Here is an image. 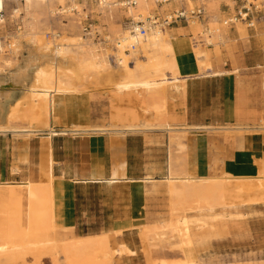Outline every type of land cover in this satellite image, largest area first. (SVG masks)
<instances>
[{
    "label": "bare ground",
    "instance_id": "obj_1",
    "mask_svg": "<svg viewBox=\"0 0 264 264\" xmlns=\"http://www.w3.org/2000/svg\"><path fill=\"white\" fill-rule=\"evenodd\" d=\"M128 0H0V27L6 22L3 13L10 20L21 22L16 35L11 37V53L0 50V135L9 133L17 137H28L48 133L51 137L68 135L110 134L121 135L143 131L166 130L169 133L189 131L162 122L166 110L168 89L185 95L181 85L188 78H210L223 76L213 66L212 56L200 43L212 46L218 54V44L229 32L225 27L231 23L241 36L247 35L243 20L236 18V12L229 22L222 23L220 6L226 3L234 10L235 0H133L134 7H125ZM159 1L164 4L159 5ZM251 9L255 0H245ZM101 12L107 21H113V13L124 14L132 21L134 28L141 24L148 29L145 37L133 31L130 24L109 26L108 41L104 48L96 45L91 37L97 28L85 39L67 36L65 30L54 31L52 21L58 15L78 20L86 18L90 9ZM204 14L206 27L201 21L190 22L192 31L199 38L196 46L187 49L182 40L173 35V30L160 29L150 24L159 11L165 15L183 12L186 16ZM242 8V7H241ZM240 11V10H239ZM245 18L246 16L243 15ZM75 30L78 25H72ZM23 29V32H22ZM179 30V29H178ZM177 30V31H178ZM46 31L51 36L46 39ZM99 32L104 33L102 29ZM202 35V38L199 37ZM202 39V40H201ZM136 45L135 50L132 46ZM115 58L114 67L108 60ZM191 58L192 61H188ZM194 63V67L191 65ZM195 68L197 75H192ZM185 75V76H184ZM104 78L112 89L129 102L133 101L145 115L152 118V124H137L135 119L128 124L111 123L107 126H80L56 130L53 121L63 120L66 102L72 95L81 94L85 80ZM119 99V98H116ZM26 109V110H25ZM25 110V111H24ZM29 122L20 126L19 122ZM33 123H38L35 126ZM207 131H260L264 128H211L196 127ZM50 139V137L48 138ZM185 137L171 136L170 143L180 152L186 151ZM41 181L0 182V259L14 261L23 259L33 246H53L58 249L52 256L53 264H115V257L133 256L136 253L122 244L112 249L109 234L77 235L74 227L60 228L55 219V194L51 143L45 141L42 148ZM187 160L175 159L170 153L168 174L164 180L152 177L140 181L122 180L119 171L125 163L115 168L113 178L107 181H76L80 184H120L124 182L165 184L166 194L171 202L174 218L161 223V228L144 225L145 240L169 242L179 250L180 258L162 259L149 264H264V258H243L233 255L214 262L212 257H197L195 245L202 243L215 228V223H225L241 218L244 208L264 206V158L258 163V170L251 173H224L222 176L195 177L187 171ZM14 175L20 170L14 168ZM81 178L80 175L76 176ZM126 179V178H125ZM27 207L26 227H21V208ZM17 212V213H16ZM116 235L123 233L117 227ZM30 240L34 242L31 243ZM175 241L174 243H171ZM61 256V258L59 257ZM23 257V258H21Z\"/></svg>",
    "mask_w": 264,
    "mask_h": 264
},
{
    "label": "rangeland",
    "instance_id": "obj_2",
    "mask_svg": "<svg viewBox=\"0 0 264 264\" xmlns=\"http://www.w3.org/2000/svg\"><path fill=\"white\" fill-rule=\"evenodd\" d=\"M238 8L234 10L226 3L220 6L222 23L229 22L235 12L245 8V0H235ZM242 7V8H241ZM251 15L253 26L242 21L247 29V35L241 36L235 28L228 23V35L223 42L218 44V54L215 49L200 43L204 49L210 52L215 71L223 72V76L210 78H188L181 85L185 87V95L176 93L173 88L168 89L166 110L162 116V122L169 123L179 129H191L189 131L169 133L161 131H143L139 133L121 135L110 134H86L68 135L62 139H72L90 136L104 135L115 140L127 139V160L129 162V179L140 181L147 177L164 180L168 174V163L170 153L175 159H188V144L195 139H204L201 147L202 152L209 147L211 155L210 172L208 177L222 176L224 173H232L234 170L240 173H251L258 170L259 161L264 158V129L260 131H207L196 130V127L211 128H264V0H255L252 3ZM199 8L194 13L187 15V20L179 21L166 27L173 30V35L181 39L182 45L187 49L196 46L199 38L192 31L190 22L201 21L206 27L204 14L198 15ZM86 18L78 20L69 19L65 14L58 15L52 21L54 31L65 30L69 37L80 34L87 39L92 33V28H97L95 36L91 37L96 45L104 48L108 41L109 26L130 24L124 14L113 13V21H107V17L101 12L90 9ZM173 14V13H172ZM171 14V15H172ZM6 22L0 27V50L3 48L5 54H10L11 37L16 35L21 22L10 20L6 13ZM170 16L157 11L154 17L164 19ZM240 20V19H238ZM78 25L75 30L72 25ZM102 29L104 33L98 31ZM178 28L179 31H175ZM23 32V29H22ZM46 39L51 36L46 31ZM199 37L202 38V35ZM202 40V39H201ZM109 62L116 64L113 53L108 57ZM191 58L188 59L190 61ZM192 61V60H191ZM192 65V64H191ZM198 74V69L195 68ZM196 74V75H197ZM81 94L71 95L67 102V109L63 120L52 122L56 130L69 128L73 125L80 126H107L114 118L124 120L136 117L138 121L152 124L153 120L143 114L138 106L118 96L111 85L104 78H93L85 80L81 86ZM187 94L189 100L187 101ZM119 98V99H116ZM183 98V99H182ZM183 101H182V100ZM185 101V104H184ZM26 110V109H25ZM24 110V111H25ZM169 117V120H168ZM167 118V121H166ZM140 122V123H141ZM30 124L19 122L20 126ZM39 126L38 123H33ZM185 137L186 151L180 152L176 145L170 143L171 136ZM50 137V139H48ZM48 133H42L28 137L27 135L17 137L15 134L0 135V150L6 157L1 156L0 172L4 173L0 181L23 183L27 181L36 182L34 176L28 177L29 169L27 161L19 160L16 153L22 155L28 151L31 141L39 142L36 146L39 154L45 141L53 144L55 139ZM10 143V146L9 144ZM54 146V145H53ZM204 148V149H203ZM11 155L10 157L8 155ZM44 157V156H43ZM126 158V157H125ZM8 159V161H7ZM188 168V160H187ZM6 166H8L9 177L5 178ZM20 170L19 175H14L12 170ZM3 170V171H2ZM165 184H151L140 182H127L114 185H81L71 189L73 199V216L75 223L73 227L77 235H93L108 233L112 249H118L120 245H126L136 254L125 256L134 258L131 264H149L162 259L180 258L179 250L169 242L156 240H145L140 226L161 228V223H166L174 218L171 215L172 206L166 194ZM241 218L229 220L225 223H215L214 230L210 236L195 245L197 257L214 258L213 261L232 257L233 255L243 258H264V206L244 208L240 211ZM17 213V212H16ZM72 213V214H71ZM27 207L21 208V227H26ZM121 228L123 233L116 235L113 230ZM33 243V240H30ZM172 241L171 243H174ZM58 249L53 246H31L29 254L23 259L6 261L0 259V264H53L52 256L57 255ZM61 258V256H59ZM117 257H115L116 259Z\"/></svg>",
    "mask_w": 264,
    "mask_h": 264
},
{
    "label": "crops",
    "instance_id": "obj_3",
    "mask_svg": "<svg viewBox=\"0 0 264 264\" xmlns=\"http://www.w3.org/2000/svg\"><path fill=\"white\" fill-rule=\"evenodd\" d=\"M177 32L178 28H174ZM179 31V30H178ZM188 55L189 52L184 53ZM192 60V59H191ZM194 67V63H192ZM197 71L194 70L192 75H196ZM185 76V75H184ZM183 99V98H182ZM181 99V100H182ZM186 100H189V94H187ZM183 101V100H182ZM134 102L131 101V106L134 108ZM185 104V101H184ZM137 108L140 109L138 106ZM142 112V110L140 109ZM144 113L142 112V115ZM136 120L137 124H143L138 121L136 117L127 118V120L114 118L112 123L121 125L131 123L132 120ZM169 120V117H168ZM167 121V118H166ZM141 122V123H140ZM169 124V123H168ZM55 139L51 145V155L55 162L53 168L54 176V194H55V219L56 225L60 228L73 227L75 220L70 215V211H73V199L71 197V189L81 185L76 181H107L113 178V171L115 168H119L120 165L125 163V168L121 169L119 173L124 175L122 180L129 179V162L127 160V139L115 140L112 137H106L104 135H95L90 137L72 138V139ZM204 139H195L190 145L188 144V168L187 171L190 175L195 177H208L210 172L211 153L208 148H203L205 152H202V141ZM10 146V143H8ZM39 142L31 141L29 143L28 151L25 154L16 153V157L21 160L27 161V167L29 169L28 177L34 176L36 181H41V159L44 158L42 154H39L36 146ZM54 145V146H53ZM1 156L6 157L0 150V162ZM11 156L10 154L8 155ZM126 157V158H125ZM8 161V159H7ZM5 178L8 175V166H6ZM3 171V170H2ZM81 178H78L76 176ZM4 173L0 172V178L3 179ZM1 182V181H0ZM17 182V181H16ZM127 183V182H122ZM105 184V183H101ZM90 185V184H89ZM99 185V184H91ZM72 214V213H71ZM134 258L130 257H117L115 264H131Z\"/></svg>",
    "mask_w": 264,
    "mask_h": 264
},
{
    "label": "built area",
    "instance_id": "obj_4",
    "mask_svg": "<svg viewBox=\"0 0 264 264\" xmlns=\"http://www.w3.org/2000/svg\"><path fill=\"white\" fill-rule=\"evenodd\" d=\"M169 1H172V0H169ZM175 1V0H173ZM159 5H162L164 4V1H159L158 3ZM136 2L133 1V0H128L126 3H125V7H134L136 6ZM198 15H201L198 13ZM243 15H245L246 17L244 18ZM1 16V14H0ZM236 18L237 19H240V20H243L244 22H247L249 23V27H252L253 26V19H252V15H251V10L247 7L241 9L237 15H236ZM183 20H187V16L185 13L181 12L180 13H176L175 15H171V17H166L164 19H159V17H154V19H150V24L153 26V27H159L160 29H165L166 27H170L171 25L175 24V23H178L179 21H183ZM133 22L130 21V25L131 27H133V31L135 33H138L141 37H145L146 34L148 33V29L145 28L143 26V24H141V26L138 27V29H135L134 28V24H132ZM18 28H21L18 27ZM137 48L136 45H133L132 46V49L135 50Z\"/></svg>",
    "mask_w": 264,
    "mask_h": 264
}]
</instances>
